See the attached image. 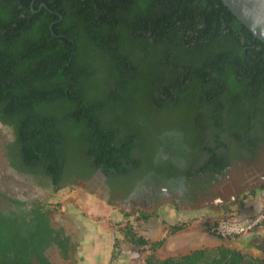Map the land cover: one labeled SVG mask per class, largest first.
<instances>
[{
	"label": "trees",
	"instance_id": "obj_1",
	"mask_svg": "<svg viewBox=\"0 0 264 264\" xmlns=\"http://www.w3.org/2000/svg\"><path fill=\"white\" fill-rule=\"evenodd\" d=\"M0 120L16 123L9 153L55 175L213 161L223 134L248 144L264 125V42L222 0H0ZM127 236L150 244L145 264H264L225 243L160 257L165 239Z\"/></svg>",
	"mask_w": 264,
	"mask_h": 264
},
{
	"label": "flooded vegetation",
	"instance_id": "obj_2",
	"mask_svg": "<svg viewBox=\"0 0 264 264\" xmlns=\"http://www.w3.org/2000/svg\"><path fill=\"white\" fill-rule=\"evenodd\" d=\"M15 125L0 120V127L10 130L7 135L0 134V156L8 163L6 167L0 163V264H64L69 261L74 247L72 237L53 217L54 208L48 205L49 200L34 196L37 190L51 196L68 185L96 181L109 201L124 202V199L134 198V204L147 208L164 200L182 205L210 204L212 195L221 196L223 201H239L246 192L264 191V125L257 128L256 133L260 134L254 142H237L223 134L229 148L221 147L213 161L207 153H198L195 157L189 156L185 163L182 155L170 168L171 172L164 175L144 162L137 169L122 173L112 170L106 174L91 160L86 165H65L57 169L55 175L40 165L27 164L19 146L9 153L8 146L17 141ZM170 154L175 153L164 151L160 156L165 160ZM206 163L210 168L202 169ZM262 228L264 225L256 224L248 233H261ZM255 243L253 249L264 254V238H257ZM263 254L255 253L264 257Z\"/></svg>",
	"mask_w": 264,
	"mask_h": 264
},
{
	"label": "rangeland",
	"instance_id": "obj_3",
	"mask_svg": "<svg viewBox=\"0 0 264 264\" xmlns=\"http://www.w3.org/2000/svg\"><path fill=\"white\" fill-rule=\"evenodd\" d=\"M178 126V120L166 126L175 127V135L172 138L168 135V139L163 137L162 148L175 147L172 141L177 142V136L181 135ZM2 133L7 135L10 130L0 127ZM189 155V151L184 152L182 160L185 163L189 161ZM0 163L8 166L2 156ZM263 192L260 189L246 192L239 201H223L221 196L212 195L210 204L182 205L164 200L159 205H148L147 208L134 204V198L124 199V202L119 199L109 201L102 187L96 181H89L82 185H68L51 196L37 190L34 196H44L49 200L48 205L57 209L53 211V217L72 237L74 247L69 261L64 264H102L109 260L112 246L115 254H121L123 250L127 254L129 252L132 256L130 263L145 264V257L151 252L150 244L135 246L129 240L128 233L136 232L149 240L165 239V243L157 248L160 257L219 243L241 248L249 254H263L252 246L257 238H264V229H261V233L256 230L255 235L249 234L247 229L255 221L257 226L264 225ZM143 212L148 216L143 217ZM242 227L245 228L243 231Z\"/></svg>",
	"mask_w": 264,
	"mask_h": 264
},
{
	"label": "water",
	"instance_id": "obj_4",
	"mask_svg": "<svg viewBox=\"0 0 264 264\" xmlns=\"http://www.w3.org/2000/svg\"><path fill=\"white\" fill-rule=\"evenodd\" d=\"M232 13L264 42V0H222Z\"/></svg>",
	"mask_w": 264,
	"mask_h": 264
},
{
	"label": "crops",
	"instance_id": "obj_5",
	"mask_svg": "<svg viewBox=\"0 0 264 264\" xmlns=\"http://www.w3.org/2000/svg\"><path fill=\"white\" fill-rule=\"evenodd\" d=\"M159 240V239H158ZM157 239H151L150 242L158 241ZM241 249V248H240ZM245 252V251H244ZM123 253V254H122ZM121 254H115L114 247L112 246L111 255L109 257V260L106 259L105 262L102 264H133L129 262V258H132L131 255H129L123 250ZM125 261V262H124Z\"/></svg>",
	"mask_w": 264,
	"mask_h": 264
},
{
	"label": "built area",
	"instance_id": "obj_6",
	"mask_svg": "<svg viewBox=\"0 0 264 264\" xmlns=\"http://www.w3.org/2000/svg\"><path fill=\"white\" fill-rule=\"evenodd\" d=\"M257 224V221H255L254 223H250L249 225H248V227H247V229L248 230H250L251 229V227H253L254 225H256ZM245 228H241V231H243ZM234 232H239V231H234Z\"/></svg>",
	"mask_w": 264,
	"mask_h": 264
}]
</instances>
